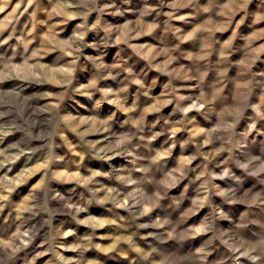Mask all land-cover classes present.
I'll return each mask as SVG.
<instances>
[{
    "label": "rangeland",
    "instance_id": "374dc122",
    "mask_svg": "<svg viewBox=\"0 0 264 264\" xmlns=\"http://www.w3.org/2000/svg\"><path fill=\"white\" fill-rule=\"evenodd\" d=\"M0 264H264V0H0Z\"/></svg>",
    "mask_w": 264,
    "mask_h": 264
}]
</instances>
